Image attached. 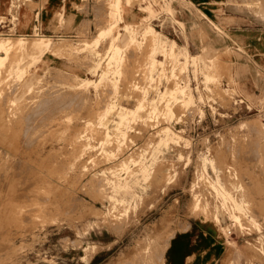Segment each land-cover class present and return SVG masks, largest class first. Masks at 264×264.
<instances>
[{
	"label": "rangeland",
	"instance_id": "374dc122",
	"mask_svg": "<svg viewBox=\"0 0 264 264\" xmlns=\"http://www.w3.org/2000/svg\"><path fill=\"white\" fill-rule=\"evenodd\" d=\"M49 1H26L30 25ZM228 3L262 27L264 0ZM94 11L93 28L64 12L0 29L22 44L0 65V263L194 264L202 219L219 246L202 264H264V78L232 72L264 58L191 51L172 0Z\"/></svg>",
	"mask_w": 264,
	"mask_h": 264
},
{
	"label": "crops",
	"instance_id": "0c3cea01",
	"mask_svg": "<svg viewBox=\"0 0 264 264\" xmlns=\"http://www.w3.org/2000/svg\"><path fill=\"white\" fill-rule=\"evenodd\" d=\"M26 1H23L16 9H13L10 4L11 0H0V16H4L7 19V24L13 23L19 32L30 33L34 29H40V25L42 27L48 25L49 20L56 19L60 13L64 12L70 13L73 16L77 26L83 21L90 20L92 22L91 28L94 27L96 19L94 11L95 0H50L46 7L43 6V9H32V25L29 23L30 15L28 10H23ZM78 4H87V11L80 8L75 9L74 5ZM172 4L176 15L183 19L188 27L190 33L189 47L191 51L196 52L202 46L213 43L220 53L228 55L231 52L232 58L241 63L249 64L250 61L255 62V60L264 58V22L260 28H250L248 13L229 4L228 0H172ZM21 11L24 12V18L20 23L19 15ZM200 12L204 14L203 17L200 15ZM11 15L15 16V19H11ZM43 17L46 18V21L43 20ZM209 22H214L218 26L225 28L227 33L217 36L211 32L212 37L202 36V31L206 33L209 30L210 32ZM232 72L239 76H259L264 78V69H247L246 72L239 73L235 67L232 69ZM198 223L204 228H209L202 230L203 234L200 235L203 242L206 243L209 252L206 255L197 257L194 264L208 263L215 258L216 250L219 249V246L216 244V250L212 246L215 243L214 235L217 233V228L211 222L202 219H199ZM192 237L194 236L191 234L189 238L192 239ZM174 252L169 257V264H175Z\"/></svg>",
	"mask_w": 264,
	"mask_h": 264
},
{
	"label": "bare ground",
	"instance_id": "6f19581e",
	"mask_svg": "<svg viewBox=\"0 0 264 264\" xmlns=\"http://www.w3.org/2000/svg\"><path fill=\"white\" fill-rule=\"evenodd\" d=\"M262 2V1H261ZM34 40V39H33ZM44 44H45V41L44 40H40V41H38V42H34V43H32V44H28L27 46H25V48L26 47H29L30 49H34V48H36V50L37 51H42V49L44 48ZM22 45V44H21ZM21 45H19V43H15V42H3V41H1L0 40V50H5V52H6V54L4 53V54H1L0 53V65L1 64H3V58H5L6 57V55L8 54V52L10 53V52H12L14 49H19V48H21ZM9 55V54H8ZM12 55V54H11ZM22 67V66H21ZM46 97V96H45ZM73 99V98H72ZM50 101V100H49ZM47 103V102H46ZM26 116V115H25ZM53 132V131H52ZM16 133V132H15ZM23 139V138H22ZM40 139V138H39ZM17 142V141H16ZM34 143V142H33ZM28 144V143H27ZM30 144V143H29ZM24 146V145H23ZM22 147V146H21ZM23 148V147H22ZM21 148V149H22ZM2 157V156H1ZM21 160V159H20ZM19 160V161H20ZM12 167V166H11ZM34 168V167H33ZM17 174V173H16ZM35 174V173H34ZM15 175V174H14ZM23 181V180H22ZM4 184V183H3ZM18 185V184H17ZM39 185V184H38ZM3 188V187H2ZM36 188V187H35ZM42 189V188H41ZM34 190H36V189H34ZM32 191V190H31ZM45 193V192H44ZM34 194V193H33ZM46 194V193H45ZM24 196V195H23ZM43 198V197H42ZM50 198V197H49ZM9 201V200H8ZM43 205V204H42ZM13 206V205H12ZM17 206V205H16ZM23 207V206H22ZM20 209H22V208H20ZM19 209V210H20ZM27 216V215H26ZM12 221H14V220H12ZM35 221V220H34ZM21 223V222H20ZM31 223V222H30ZM29 224V223H28ZM33 224V223H32ZM24 225V224H23ZM26 227V226H25ZM29 227V226H28ZM17 233V232H16ZM9 234V233H8ZM7 235V234H6ZM5 235V236H6ZM167 239H169V237L167 238ZM166 240V239H165ZM1 241V240H0ZM167 242V241H166ZM169 242H170V240H169ZM169 244V243H168ZM7 246V245H6ZM164 249V248H163ZM164 251H165V249H164ZM13 253V252H12ZM160 257V256H159ZM1 264V263H0Z\"/></svg>",
	"mask_w": 264,
	"mask_h": 264
},
{
	"label": "built area",
	"instance_id": "2783aa9c",
	"mask_svg": "<svg viewBox=\"0 0 264 264\" xmlns=\"http://www.w3.org/2000/svg\"><path fill=\"white\" fill-rule=\"evenodd\" d=\"M25 1V0H11L10 4H11V7L13 9H16L17 7H19L21 5V3ZM11 19H15V16L11 15L10 16ZM155 20H158V18H152L151 21H155ZM7 19L4 17V16H0V29H4V28H12L14 27V24L13 23H9L7 24ZM7 24V25H6ZM136 83L139 81V79H136L135 80ZM139 84V83H138ZM179 124H182V122H180L179 119L175 120L174 121V125H179Z\"/></svg>",
	"mask_w": 264,
	"mask_h": 264
}]
</instances>
